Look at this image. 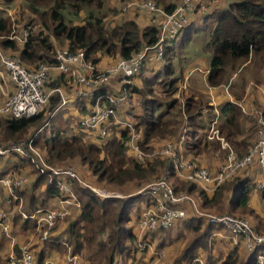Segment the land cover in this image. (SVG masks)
I'll return each mask as SVG.
<instances>
[{
	"label": "trees",
	"instance_id": "trees-1",
	"mask_svg": "<svg viewBox=\"0 0 264 264\" xmlns=\"http://www.w3.org/2000/svg\"><path fill=\"white\" fill-rule=\"evenodd\" d=\"M156 1L162 4L168 12H171L176 6L174 3L167 4L166 0ZM24 2L36 15L41 16V12L47 11L52 23V35L57 40L64 41L66 48L72 51L84 49L87 60H93L98 52L108 55L119 54L121 58H130L145 45L151 46L158 39V29L151 23L148 16L135 17L136 14H132L122 23L107 28L104 15L102 16L95 11V8L100 10L103 7L102 0H24ZM203 3L204 6L199 5L194 15L202 19V23H205L203 31L209 34V39L203 45V50L212 54L207 82L211 86L228 85L235 99H242L246 94V86L250 80L255 81L256 84L264 83V0H227L226 7H215L210 14L206 12L208 8L213 6V2L203 0ZM83 9L87 11L83 23L73 25V20L67 19L68 12L72 11L75 13L74 16H78V12ZM192 19L181 31L178 39L166 49L163 61L159 63L145 62L142 69L135 75L139 76L142 72L146 74L145 69L150 65L158 66L153 76L145 79L144 86L139 87L137 84L127 86L131 94L128 93L127 104L125 103V115L129 120H133L135 128L142 132L140 146L144 150L148 151L151 148L156 137L171 136L178 129L176 119L167 117L171 110L177 106V100L174 96L177 95L178 89L184 81L183 73L177 74L176 69L179 66L175 67L174 59L177 55L176 52L192 39L195 32L199 31L194 27L195 21ZM3 33L5 31L0 29V35ZM0 46L4 51L17 52L18 57L23 64L25 63L24 65L29 71L34 70L40 62H46L52 67L56 65L55 46L47 36L40 38L31 34L25 43H18L9 37H3ZM94 63L97 62L94 61ZM9 81L13 87V82ZM66 82L62 74L51 71L44 88L47 92V88L53 89ZM154 83L162 85L161 93L167 102L161 101L158 95L153 96V98L148 97L149 94H157L152 87ZM194 92L199 94L198 97L193 92L187 94L185 89L182 93L183 96H186L184 107L189 117V128L193 134L196 132L206 134L205 123L201 119L198 120V113L205 106L209 110L212 108L208 101L203 98L202 92L196 90ZM132 95H140L142 98L140 113L136 111L132 113L126 110L135 107L128 106L133 103ZM171 98L173 99L171 100ZM60 100L58 94L53 95L50 98V108L54 110ZM256 106L261 107L260 105ZM164 107H166L165 111H163ZM44 109L37 116L29 119L0 116V128L8 134L10 139L27 133L40 124L42 126L39 129H41L45 125V122H42L46 115ZM261 109L264 114V107ZM220 117L221 122L219 120L217 124L220 134L235 148L236 152H239L237 153L240 156H244L256 142L255 135L258 127L256 118L248 116L252 118L255 126L251 133L252 140L248 144L247 140L250 135L242 138L240 142L236 141L237 136L242 133L241 123L246 118L236 103L231 101L223 103ZM83 132L84 136L81 134L68 136L64 130L57 128L53 129L50 137L42 143L37 139L38 133L33 134L29 139L33 138L34 145L42 150L50 165H62L71 159H78L81 164L87 165L99 180L113 185L123 186L134 181H141L162 168L170 179L183 182L182 187L173 183L176 190H185L197 196V199L199 197L198 204L201 208L210 209L214 212L225 210L230 214L245 217L254 215L261 224L262 220L259 215H256L254 209L249 207L252 194L257 193V180L260 173L257 164L239 171L233 179L218 186L210 197L209 193L196 183L180 179L174 170V166L167 159H156L153 163L149 162L147 166L136 159L130 160L128 147L125 145V133L121 136L120 132H116L111 136L112 130L109 136L102 137L92 131L84 130ZM87 133L89 139L86 137ZM208 144H211V151L214 156L217 152L221 156H226V151L221 148L220 142L215 140L206 141L205 144L198 139L192 144L187 142L186 147L189 145L190 150H194L198 154L209 151ZM17 161L19 164L26 163L33 166L38 175L33 179L32 192L28 190V180L22 188L17 190L20 198L11 205V209H13L12 229L16 227L28 229L35 226V221L24 219L17 208L24 198H28L29 207L24 210L28 214H33L38 209L41 197L44 198L47 194V190L42 188L49 180V176L41 174L34 164L26 158H19ZM76 184L74 191L80 194V208L76 218L72 219L69 216L65 219L67 220L65 237L54 235V231L58 227L57 224L48 240L37 243L36 250H34L36 262L40 264L46 261L53 252L70 253L71 256L79 257L84 250L89 249L90 255L86 258L89 260V264H95L97 259H99L97 264H117L119 257L130 252V247L127 244L133 242L135 233L133 226H130L129 223L132 214L136 216L139 214V206L142 203L140 201L141 196H131L127 199L115 197L102 199L90 188L83 187L80 183L79 185ZM39 188L41 189L40 194L44 196L35 195V191ZM230 191L232 195L227 207H224V194ZM260 195L264 198V190ZM180 223H183L187 229H191L195 233V237L182 250L181 256L177 259L178 264H182V261L186 260L191 264H201L194 261L196 252L201 247L203 249L208 248V237L213 233L214 226L193 214L177 222L174 228ZM166 243L161 244L166 245ZM19 245L20 243L16 245L17 251ZM213 246L215 247V243ZM257 254V249L249 252L245 264H255ZM237 255L238 249L234 248L227 255L221 254L219 258L211 255L207 264H242L241 261L233 262ZM82 262L80 260L79 264H84Z\"/></svg>",
	"mask_w": 264,
	"mask_h": 264
},
{
	"label": "built area",
	"instance_id": "built-area-1",
	"mask_svg": "<svg viewBox=\"0 0 264 264\" xmlns=\"http://www.w3.org/2000/svg\"><path fill=\"white\" fill-rule=\"evenodd\" d=\"M199 5L204 6L203 0H180L175 8L168 12L165 7L158 6L153 0L139 1L136 8L149 15L151 23L158 29V39L153 45H145L130 58H120L114 65L106 69H100L98 63L87 60L84 49L72 51L68 48H61L55 50V66L52 67L46 62H40L34 70L29 71L19 57L6 55L0 48V79L6 80V76L8 82H10L9 80L13 82L12 92L6 94L7 100L0 105V116L28 119L35 117L50 103V98L56 94L60 96L61 100L51 112L52 116L70 101L80 102L90 99L89 108L79 116L80 128L107 137L111 134L113 124H119L123 128L121 136L124 133L126 136L125 145L134 153L138 162H144L146 155L139 146L141 133L130 122H121L117 118L118 113L128 100L127 86L130 85V79L142 69L145 62L159 63L163 61L166 49L178 39ZM1 8L2 5L0 4ZM29 38V30L24 31L21 38L17 35L10 36V39L21 43L27 42ZM52 70H56L64 76V79L71 86V95L66 96L64 89L60 86L46 92L44 85ZM114 80L115 87L111 89V83ZM5 85L7 86V84ZM2 90H4L3 87ZM250 113L257 119L258 135L255 144L244 156H240L225 137L220 134L217 128L218 117L212 119L208 124L205 134L206 141H218L221 148L226 151L224 160L215 169L203 165L199 166L197 163L188 160L185 155L183 156L187 143L185 134L181 135L178 140L162 143L160 149L154 152L173 161H178L179 166L176 165L178 176L196 183L207 193L233 179L239 171L257 164L260 169L257 193L260 194L264 190V114L262 110L255 108ZM0 157L26 158L34 164L41 174L48 175L49 183L55 184L63 194L60 207H38L33 214H28L23 209H19L24 219L35 221L34 229L39 233L40 241L48 240L53 228L70 216V210L65 204L71 203L72 200L79 202L74 191L76 183L90 188L102 199L112 196L123 198L92 184H85L76 168L72 166L50 165L42 150L34 145L33 138L0 146ZM28 180L26 175L15 171L0 176V198L2 197L5 202L4 205L0 204V232L9 237L12 229L13 209H11V205L20 198L17 190L22 188ZM141 193L146 198L139 214L133 217L136 232L133 242H130L129 249L131 251H134L133 246H135L137 253L148 251L151 249L149 237L152 233L168 231L174 228L177 222L193 214L214 226V231L210 235V242L213 241V238L227 237L233 238L235 241L241 240L248 252L257 249L255 264H264V233L259 232L248 218L229 213L215 214L207 211L199 206L197 197L192 193L176 190L175 185L165 178L156 179L147 184ZM21 205L22 203L18 208ZM165 254L163 249L156 252L157 258H163ZM5 264L38 263L32 248L20 245L18 251L14 248L7 255ZM40 264H49V262L46 260Z\"/></svg>",
	"mask_w": 264,
	"mask_h": 264
},
{
	"label": "rangeland",
	"instance_id": "rangeland-1",
	"mask_svg": "<svg viewBox=\"0 0 264 264\" xmlns=\"http://www.w3.org/2000/svg\"><path fill=\"white\" fill-rule=\"evenodd\" d=\"M102 1H103V7L100 8V10L95 8V11L98 12L99 14H101L102 16L104 15V20H105V24H106L107 28H112V27L116 26L117 24L122 23V21L124 19L130 18L132 16V14H136L135 17H139V16L140 17H144V16L149 17V15L147 13L139 11L136 8V4L141 0H102ZM153 1H155L158 6L164 7L162 4H159L156 0H153ZM166 1H167V4L168 3L177 4L180 2V0H166ZM224 1H227V0H208V2H213L212 3L213 6L211 7L212 9L215 7L216 8L220 7V5L222 6L224 4ZM0 4L2 5V8L0 9L1 10L0 11V29L5 31V33H3V35H0V41L3 39V37H9L10 38V36L12 37L13 35H17L19 38H21L23 36V32L29 30L30 36L32 34L33 36L40 37V38L45 37V36L49 37L55 46V50L61 49V48H66L64 41L57 40L52 35V33H51L52 23H51L49 16L47 15V11L41 12L42 17L39 14L36 15L30 10V8H28V6L25 4L24 0H0ZM127 5H130V6H127ZM124 9H126V11H123ZM67 10L65 11L66 14H67ZM86 12L87 11L85 9H83L80 12H78V16H74L75 13L72 11L68 12L69 15H67V19L68 20L72 19L73 25L82 24L83 18L85 16ZM198 34L200 35V33H198ZM202 36L203 35H201V38H200L201 42H203ZM194 39H195V36L192 40L193 43L191 46H189V47L184 46L183 48L180 49V51H179L180 54L178 52L177 56L174 59L175 67H178V66L180 67L181 65H183L184 69L186 71H188V69L195 64H202V66H204V67L206 66L205 62L200 61L199 58L204 57L206 54H209L203 50V45L207 41L204 43H201L199 40H194ZM18 43H21V42H18ZM18 47H20V46H18ZM0 48H1V46H0ZM1 50L6 55H11V56L14 55L17 57L19 55L17 52L4 51L2 48H1ZM184 50L190 51L191 56L187 57V54L183 53ZM179 55H180V57H179ZM118 56H119V54L108 55V54H105L103 52H98L92 61L93 62L96 61L98 63V65H102V66L104 65L105 67H107V66L111 67L112 65L115 64V62H117L118 59L121 58L120 56L119 57ZM105 61H107V62L105 63ZM149 67H150V69H148ZM157 67H158L157 65H150V66L146 67V69H145L146 74H145V72H142L139 76H135V77L131 78L130 79V82H131L130 86L137 84L139 87H143L145 79L151 78L153 76V73L156 72ZM177 74L179 75L180 72L178 71ZM199 76H201V74L198 71H195L194 77L197 78ZM5 78H6V80L0 79V105L4 104L5 101L7 100L6 94H10L13 90V87L11 84H9L10 82L7 81L6 76H5ZM113 83H115V80L113 81ZM5 84H7V86ZM63 85L65 86V88H67V86H68V85H66V83ZM2 87L4 88V90H2ZM152 87L157 94H155V93H154V95L149 94L148 97L153 98V96L155 97L156 95H158L161 101L167 102V99H165L163 97V94L161 93L162 85L154 83V85ZM252 87L256 88V82L255 81H254ZM47 89H48L47 92H49V90L50 91L52 90L51 88L50 89L47 88ZM127 90H128V93L131 94L130 89L127 88ZM182 90H184V88L179 87L177 95L174 96L177 100V106L174 107L171 110V112L169 113V115L167 116V117H171L172 119H176V122H178V123H176V125H177L176 127L178 128V129H176V133L171 135V136L168 135L164 138L156 137L152 143L151 148L148 151L144 150L140 146L141 144L139 143L141 150L146 155L145 161L142 162L144 164V166L149 165V162L150 163L155 162L156 159H159V158L162 160L167 159L174 166V170L177 172L176 165L179 166L178 161H173L166 156H162L161 154H155L154 151L157 149H160V147L162 146L161 145L162 143H165L166 141L178 140L181 137V135H183V134H185V136L187 137L186 141L191 143V144L194 143L195 141H197L198 139H200L203 143L206 144V138H205L204 133L200 134V133L196 132L195 134H193L190 131L188 114H186L185 107H184L186 96H183ZM132 96L133 97L131 99H132L133 103L128 105V106H132V107L135 106V107H134V109L132 108V109H126V110L129 112H132V113L134 111H136L137 113H140L141 112L140 104H141L142 98L140 95L139 96L138 95H132ZM173 98H171V100ZM78 104H79L78 105L79 108L83 106L82 103H78ZM124 108H125V105L117 115L118 120L121 122H130L131 124L134 125L135 122L133 120H129L126 117ZM255 109L262 110L261 107L255 108ZM44 110L46 111V115L44 116L42 122L43 123L45 122L46 124L39 131H38V129L42 126L41 124L39 126L32 128L27 133L17 135L13 139L12 138L10 139V137H8V134L0 128V146H6V145L13 144V143H17L21 140L29 139L33 136V134H37V133L39 134L37 139L39 140L40 143H42L45 141V139L50 137L51 131L53 129H57V128L64 130L65 134H67L68 136L73 135L75 132L73 130L78 129V132L75 135L81 134L84 136V132H83L84 129L80 128L79 113L75 109V106H74V108L71 104L64 106L58 112H56L53 116L51 115L52 114L51 112L53 110L50 108V103L45 106ZM84 110L86 111L87 108L86 109L84 108ZM165 110H166V107L163 108V111H165ZM113 125H114L112 127L113 132H112L111 136L116 134V132L117 133L120 132V134H121L123 128L119 124H113ZM185 130H186V132H184ZM138 132L142 133L141 131H138ZM257 135H258V127L256 130V135H255L256 140H257ZM88 136H89V134L87 133L86 137L88 138ZM255 139L253 140V144L255 142ZM203 152H200L197 154L194 152V150H190L189 145H188L183 152V156L185 155L186 157H190V158L193 157V159H191V161H193L194 163H197L200 166L202 163H200L197 159H198V156L202 155ZM217 155H218L217 158L222 159L225 157V155L221 156L219 153H217ZM128 158L130 160L136 159L134 153L132 151H130L129 149H128ZM17 160H19V159H15L13 157L8 158L7 160L4 159L3 157H0V175H4L10 171H15V172L26 175L29 179V184H28L29 189L28 190H29V192H32L33 187L31 188V186H33V183H34L33 179H34V177H38L36 170L34 169L33 166H31L29 164H26V163H20L19 164V162ZM59 164H61V163H59ZM57 166H72L78 170L77 172L79 173V175L81 176V180L85 184H87V185L92 184L98 188L105 189L109 192H113L114 194L122 196L124 199H127L131 196L140 195L141 196L140 201L142 202L141 205L144 203L145 198H146L145 195L141 193V191L146 187L147 184L151 183L152 181H154L156 179L165 178L168 181L179 185L180 187H182V185H183V182H180L179 180L176 181V179L175 180L170 179L167 176V173L164 172L162 168L157 170L154 174L148 176L146 179H143L141 181H134V182L125 184L123 186H118V185L109 184L106 181L99 180L98 177L96 175H94L92 173V171L88 168V166L81 164L78 161V159H71L64 164L57 165ZM179 178L182 179L181 177H179ZM182 180H184V179H182ZM48 183H49V180L47 181V183L45 185H47ZM76 185H79V183ZM83 187H86V186H83ZM40 193H41L40 188L35 191L36 196L39 195ZM40 195H43V194H40ZM40 195L38 197H40ZM76 196H77L78 200H80V194L78 192H76ZM112 197H115V196H112ZM195 197H197V196H195ZM42 198L43 197H41V199ZM115 198H118V197H115ZM28 201H29L28 198H26V199L24 198V201L22 202V206L20 208H17V209L18 210L19 209H23V210L28 209V207H29ZM39 205H40V202L38 204V207H40ZM43 207H45V206H43ZM206 210L210 211L209 209H206ZM210 212H214V211H210ZM214 213L215 214H225V213H229V212L223 210L221 212L216 211ZM263 213H264V209H263ZM133 216H135V215L132 214V216H131V222L129 223L130 226L133 223ZM236 216H240V215H236ZM74 217H76V214L74 215ZM240 217H245V216H240ZM70 218H73V217L70 216ZM245 218L249 219V217H245ZM11 219H13L12 216H11ZM263 220H264V215H263ZM65 221H67V220H65ZM175 228H173L167 232H164V233H162V232L161 233L160 232L155 233L154 235H151L149 237L150 240L151 239L153 240V244H154V242L155 243L158 242L160 239L162 240L161 243L167 242L166 245H163L161 243L156 245V246H158V249H163L166 251L167 254H165V256L163 258H157V256H155V257L150 256L148 253L149 250L146 252H141V253L138 252L137 253L135 246H133L134 251L130 250V252L128 254L126 253L123 256L119 257L117 259V264H178L177 259L181 256L182 250L185 248V246H187L189 244V242L195 237V233L192 231L193 233L189 234V230L184 226V228L182 230H180L182 233H176L174 236L173 232L175 231ZM28 230L34 236L39 237V233L34 229V226L30 227L28 229H25L26 232ZM162 237H163V239H162ZM39 238H38V240H39ZM218 241L219 240H216V241L214 240V241L210 242V236H209L208 237V248L203 249V247H201L197 250L200 252V255L203 256V259L202 258L201 259H202V262L204 264L207 263L206 261H207V257L209 254L210 246L213 247L214 242L216 243L215 247H217L218 249L219 248L224 249V243L222 241H219V242ZM21 245L29 246V248L33 247L32 250L33 251L36 250V248L34 246L30 245V240H29V242L27 241L25 243H22ZM171 246H172V249H171L170 254H169L168 252H169V248ZM15 249H16V247H15ZM214 251L212 252V254L218 255L219 251L216 253ZM60 255H61L60 256V262L62 259L63 261H65V263H69V261H71V259L73 261V259L75 257V256H71L70 253H65V254H60ZM63 255L67 257V260L65 259V257ZM89 255H90V250L86 249L79 255L78 259H76L75 262H77L79 264V262L81 260V261H83L82 263L89 264L90 263L89 260L88 259L86 260V258H88ZM4 257H5V254H4ZM4 257L0 251V264H5L6 260ZM214 257L219 258L220 256H214ZM248 257H249L248 254L245 256V258L243 257L242 254H238L234 258L233 262L235 263V262L241 261L240 263L245 264L248 260ZM55 261H56V259H55ZM98 262H99V259L96 260L95 264H97ZM182 264H191V263L188 260H186V261H182Z\"/></svg>",
	"mask_w": 264,
	"mask_h": 264
},
{
	"label": "crops",
	"instance_id": "crops-1",
	"mask_svg": "<svg viewBox=\"0 0 264 264\" xmlns=\"http://www.w3.org/2000/svg\"><path fill=\"white\" fill-rule=\"evenodd\" d=\"M226 5H227V1H224V4L222 6L220 5V8L226 7ZM217 8H219V7H217ZM212 10H213L212 8H208L206 13L210 14L212 12ZM198 15H201V13H198ZM194 16L192 17L193 18L192 21H195L194 27L197 28L199 31L195 32L192 35V39L185 45L188 47L192 45V43H193L192 40H193L194 36H195L194 40L200 41L201 35H203L202 36L203 42L200 41L201 43H204L209 39V34H207L203 31L205 23L204 22L202 23V19L200 17H197V16L194 17ZM198 33H200V35ZM17 42H19V41H17ZM179 51L180 50H178L176 52V54H178ZM183 53H186L187 57L191 56L190 51L184 50ZM207 53H209V54H206L204 57L199 58L200 61L205 62V65H206L205 67L202 66V64H195L192 67H190L188 69V71H186L184 69L183 65H182L183 68L178 67L176 69L177 73H178V71L180 73L182 72L183 76H184V78H183L184 81L181 84L180 88H184L185 92L187 94H190V93L192 94V92H193V94H195L196 97H198L199 94H196L194 92L195 90L202 92L203 98L206 101H208L209 106L212 109L209 110V108L205 106L201 109V112L198 113V118H199L198 120L201 119L205 123V128H204L205 131L208 127V124L215 117H218V119L220 118L219 120L221 122L220 110H221V106L223 105V103L228 102V101L236 103L241 108V110L243 111V113L246 116V118H244L242 123H241L242 133L237 136L236 141L240 142L242 140V138H245V137L250 135V137H248V140H247V143L250 144V142L252 140L251 133L254 130L255 126H254V122H253L252 118H250L248 116H251V117L253 116L250 113V111L253 108H260L256 105H260L261 107H264V83L256 84V88H253L252 85L254 82L252 80H250L246 86V94L244 95V97L242 99H235V97L232 95V92L230 91V87L228 85L211 86L208 84L207 76H208V73L211 69L212 54L210 52H207ZM179 54H180V52H179ZM179 57H180V55H179ZM106 62L107 61H105V63ZM98 67L100 69L101 68L102 69L108 68V66L105 67L104 65L103 66L98 65ZM52 71L56 72V70H52ZM195 71H198L201 74V76H199L197 78L194 77ZM66 85H68L67 88H65L64 85H62L61 87L65 91L67 90L66 92L64 91V93L66 96H68V95H71V86L68 84V82H66ZM113 87H115V85L112 82L111 83V89H113ZM90 101H91L90 99L80 101V102L70 101L65 106H67L69 104H71L73 106V108L75 106V109L78 111L79 116H80L85 111L84 108L85 109L89 108ZM78 103H82L83 106L79 108ZM188 120H189V117H188ZM73 131H75L73 134V135H75L78 132V129H75ZM73 135H71V136H73ZM207 148L209 151H211L212 150L211 144H208ZM234 150H235V148H234ZM209 151H207V152L204 151L202 153V155L198 156L197 160L200 163H202L201 165L208 166L210 168L214 167L213 169H215V167L218 164H221L220 162H222L225 157L222 159L217 158V156H218L217 154H215V156H214V153L212 151L211 152H209ZM217 153H219V152H217ZM187 158H188V160L193 159V157L192 158L187 157ZM4 159L7 160L8 158L5 157ZM176 174H177V172H176ZM42 189L47 190V194L44 196V198L42 200H40V205H39L40 207H43V206L46 207L47 206V207H52V208L55 207L56 208V207H60L62 205L61 197L63 194L60 192V190L58 189V187L55 184L48 183L47 185H44ZM208 193H209V196L211 197L212 194L214 193V190L211 192H208ZM231 195H232L231 191L224 194V205H223L224 207H227ZM198 199H199V197H198ZM23 201H24V199L22 200V202ZM0 204H2V205L5 204V202L2 200V197L0 198ZM142 205L139 206V210L141 209ZM65 206L70 210V216L73 217L72 219H75L76 217H74V215L77 214V212H79L80 203L74 202L72 200L71 203H66ZM249 207L253 208L256 215H259V217L262 220V222L260 224L259 220L257 218H255L254 215H250L249 219L251 220V223L256 227V229L259 232H264V221H263L264 198L262 197V195H260L259 193L252 194L250 201H249ZM210 211H213V210H210ZM131 226H133L134 233H135L136 230H135L134 223H132ZM66 227H67L66 221L59 222L58 227L54 231V235H61V237L62 236L65 237L66 236V232H65ZM183 228H184V225L182 223L177 225L175 228V231L173 232V235L175 236L176 233H182L180 230H182ZM188 230H189V234L193 233L191 229H188ZM38 238L39 237L31 234V232L29 230L26 232L25 229H20V227H16L14 229H11L10 237L7 235H4L2 232H0V251L3 255V257L5 254L4 258L6 260L7 255L12 251V249H14L16 247L17 243H20V245H21L22 243H25L27 241L29 242V240H30V245L35 247L37 245V243L41 242L40 238H39V240H38ZM162 239H163V237H162ZM212 240L213 241L214 240L215 241L216 240L222 241L224 243V249H220V248L218 249L217 247H214V246L211 248V246H210L209 254L207 257V261H206L207 263H209V258L211 255L212 256H221V254L227 255L234 248H237L238 254H242L244 258L247 254L249 255V252L245 249L241 240L235 241V239L229 238V237L222 238V239H220V238L214 239L213 238ZM161 242H162V240L160 239L158 242H156V243L154 242V244H153V240L151 239V241H150L151 249H149V251H148L150 256H152V257L156 256V252H158V250H160V249H158V246H156V245L160 244ZM215 245H216V243H215ZM127 246L129 247L130 243H128ZM171 249H172V246L169 248V252H168L169 254H170ZM213 251L215 253L219 251L218 255H213L212 254ZM60 254L61 253H59V252L51 253L47 258V261L49 262V264H64L65 261H63L62 259L60 262V256H61ZM195 256H196V258L194 259L195 262H200L201 264H204L202 262L203 256L200 255L199 251H197ZM64 257L67 260V257L66 256H64ZM54 258L56 259V261ZM76 259H78V256H75L73 261L71 259V261H69V263H65V264H78L77 262H75ZM207 263H205V264H207Z\"/></svg>",
	"mask_w": 264,
	"mask_h": 264
}]
</instances>
